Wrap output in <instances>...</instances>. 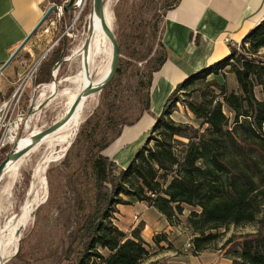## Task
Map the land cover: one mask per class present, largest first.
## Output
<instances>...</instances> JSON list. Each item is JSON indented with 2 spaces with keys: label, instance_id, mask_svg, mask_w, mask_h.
Here are the masks:
<instances>
[{
  "label": "trees",
  "instance_id": "1",
  "mask_svg": "<svg viewBox=\"0 0 264 264\" xmlns=\"http://www.w3.org/2000/svg\"><path fill=\"white\" fill-rule=\"evenodd\" d=\"M180 1L176 0L168 11ZM46 2L52 6L62 4L64 0ZM88 11L89 8H85L80 18L83 19ZM73 18L74 12L64 10L57 23L64 29ZM87 26L88 22L86 29ZM115 32L120 47H123L119 31ZM161 46L163 54L158 65L148 71L138 91L140 107L136 116H112L90 127V144L82 165L89 170L94 187L92 195L84 200L72 183V177L65 176L75 191L74 214L80 217L85 204L87 210L79 218L59 262L143 264L163 251L165 248L160 245L168 240L165 234L154 237L155 244L161 247L160 251H154L141 235L142 226L125 232L115 224L119 206L131 204L129 198H133L157 209L170 224L184 212V205L194 208L186 222L195 234V255L218 239V230L259 222L258 231L245 237L238 258L232 264H264V61L256 56L264 48V18L239 45L229 44L230 54L224 60L193 73L176 86L162 113L155 118L144 144L129 165L122 168L105 154L122 131L109 142H100L99 136L109 123L134 126L150 112L153 75L167 58L162 39ZM69 48L70 39L63 35L40 65L37 84L52 82L53 68L70 55ZM65 64L63 62L61 67ZM225 69L234 73L238 91L229 90L216 78L210 80V76L217 77ZM117 81L112 80L104 91L109 92ZM203 84L218 88L220 95L212 91L209 96L204 93L200 100L187 102L186 106L200 126L176 122L173 114L177 104L185 103L183 96ZM256 87H261L262 99L257 97ZM11 92L12 88L6 96ZM91 122L89 119L81 137ZM13 148L8 146L2 150L0 163ZM20 254L21 251L18 257ZM148 264L162 263L155 260Z\"/></svg>",
  "mask_w": 264,
  "mask_h": 264
},
{
  "label": "rangeland",
  "instance_id": "2",
  "mask_svg": "<svg viewBox=\"0 0 264 264\" xmlns=\"http://www.w3.org/2000/svg\"><path fill=\"white\" fill-rule=\"evenodd\" d=\"M92 1H86L83 10L89 8V11L83 19L80 18L81 14L78 15L80 8L74 11L71 29L65 34L70 39L69 57L77 48H82L87 32L85 26L89 21ZM175 2L176 0H106V7L113 21V29L119 31L123 40V47H120V65L114 77L118 81L109 92L103 90L93 94V96L91 95L92 97L84 101L82 124L64 152L62 145H53L49 139L44 140L18 161L17 165L21 166L14 175L10 172L4 175L0 185V235L2 233V238L4 237V240H6L8 236L7 228L11 219L13 216L16 217L21 214L30 197L29 192L36 169L48 155L60 156V159L53 162L45 172L46 189L41 191V197L45 196V198L40 204H34L32 219L21 230L17 245V249L19 248L21 254L18 257L16 249L12 256L6 257L4 264H67L59 261L76 229L79 218L84 216L87 205L83 206L80 217L74 214L75 191L65 176L72 177V183L84 200L92 195L93 182L89 170L82 165L84 154L90 144V127L99 120L112 116L127 115L131 118L136 116L140 107L138 91L141 84L145 82L148 71L158 65L163 54L161 39L164 20L170 11H168L169 7ZM46 5L47 11L51 4L47 2ZM55 17V14L50 16L9 66L8 72H11L13 68L15 71V78L12 79V82H15L19 74L23 73L29 66L35 63L41 65L48 58L51 49L57 45L60 36L71 24H66L62 29V26L57 23L48 32H45L51 26V22ZM102 52L99 56H96L95 67L107 62L106 56H104L106 49ZM229 54L230 52L215 63L224 60ZM142 56L145 59L139 60L138 58ZM256 56L264 61V48ZM80 63V58L76 57L66 61V64L60 66L57 70L55 65L52 71L53 80L50 83L37 84L35 78L28 95H34L32 103L29 105V99L25 101V106H30L28 111L30 114L28 128L25 129L22 137L35 133L37 130L45 129L64 116L69 106V93L78 86L77 83L68 78L78 74ZM215 78L220 84H226L229 90H239L234 73L227 71V69L217 77L210 76V80ZM51 83L57 85L54 92L43 89L45 85ZM11 87H13V83ZM212 91L217 96L220 95L218 88H208L206 84L198 85L185 94L183 98L186 101L177 104V109L173 114L174 120L199 127L200 122L195 119L186 104L192 99L200 100L204 97V93L209 96ZM255 92L258 98H263L261 87H256ZM226 112L229 117H232L228 111ZM89 119L92 122L86 128L85 135L81 137L80 133L84 130ZM231 122L232 120L230 124ZM124 128L121 122L109 123L107 129L100 134L99 141L109 142L114 140L120 131L123 132ZM129 199L135 200L133 198ZM192 210L194 208L184 205V212L175 219L173 224H170L173 230L170 233L162 231L163 233L159 234H165L169 238V240L163 242L166 246L164 248L166 250L172 248L177 254L167 253L164 250L160 251L161 247L156 245L153 248L154 251L159 250V253L164 256L158 261L163 260L168 264H232L238 258L245 237L257 232L260 227L259 222L256 221L254 223L232 225L228 229H220L217 231L218 239L211 243L205 251L195 255L193 253L195 234L186 222ZM8 249L13 251L14 246H9ZM103 253L108 254L106 251H103ZM152 260H156V256L143 264H147Z\"/></svg>",
  "mask_w": 264,
  "mask_h": 264
},
{
  "label": "crops",
  "instance_id": "3",
  "mask_svg": "<svg viewBox=\"0 0 264 264\" xmlns=\"http://www.w3.org/2000/svg\"><path fill=\"white\" fill-rule=\"evenodd\" d=\"M46 4V0H0V100L12 88L15 78L14 68L8 72L12 62L4 66L42 20ZM263 18L264 0H181L164 20L162 41L167 58L153 75L150 112L136 125L125 127L105 154L126 168L144 144L155 118L162 113L176 86L225 57L230 52L226 38L232 43H241ZM131 201L132 204L119 206L115 224L125 232L142 226V237L154 248V237L164 231L170 233L173 227L157 209ZM163 242L160 246L166 247ZM164 252L177 254L172 249ZM162 257L158 253L156 260ZM161 263L168 264L163 260Z\"/></svg>",
  "mask_w": 264,
  "mask_h": 264
},
{
  "label": "bare ground",
  "instance_id": "4",
  "mask_svg": "<svg viewBox=\"0 0 264 264\" xmlns=\"http://www.w3.org/2000/svg\"><path fill=\"white\" fill-rule=\"evenodd\" d=\"M106 21L113 28V21L108 11V8L106 12ZM104 49H106V54L104 56H106L107 62L106 64L102 63L103 65L101 66L97 65V67H95L94 64H95L96 56H99V54ZM76 57H79L81 61L80 70L78 74L74 75L73 77H69L68 79L69 80L71 79L74 83H77L78 86L75 90L69 93L68 109L70 108V106L72 105V103L74 102L78 94L83 90L85 86H87L89 83L93 85L102 83L106 79L109 73L110 65H111V58H112L111 43H110L109 38L106 35V32L104 31L101 25V20L99 17H94V32L92 35V40H91V45H90V50H89V55H88V62H89L88 67H87L88 71L86 70V64L84 62V53H83L82 48H77L69 58L71 60ZM54 83L45 85L43 89H46L49 92H54L57 89L56 88L57 85ZM43 96L45 95L43 94ZM92 96H89L86 99H83L80 105L78 106L76 112L69 119V121H67L56 132L48 136L45 140L49 139L53 145H62L64 147L63 148V152H64L68 148V145L71 143L74 136H76V133L78 132L82 124L83 117H84V112H83L84 101ZM32 134L30 135L28 134L27 136L22 137L17 143L18 147L22 148L26 146L30 142ZM59 159H60V156L55 157L53 154L48 155L36 169L35 174H34V181H32L33 183H32V186L29 192L30 197L27 200L26 204L24 205L21 211V214L16 217L13 216L9 225L7 224L8 225L7 239L4 240V237L2 238V233L0 235V264H3V262H5L6 257L10 255L12 256L14 252L16 251L18 241L21 236V235L17 236L16 232L18 228H24L30 223L32 219V213L34 210V204L36 205L40 204V202L45 198V196L41 197L42 189L43 190L46 189L47 181L45 180L46 179L45 172L47 171V169L50 167V165L53 162H56ZM17 164L18 162L8 165L5 174L10 172L12 175H14L19 169V166H21V165L18 166ZM12 245L14 246L13 251L9 250L10 248L8 249V247Z\"/></svg>",
  "mask_w": 264,
  "mask_h": 264
},
{
  "label": "water",
  "instance_id": "5",
  "mask_svg": "<svg viewBox=\"0 0 264 264\" xmlns=\"http://www.w3.org/2000/svg\"><path fill=\"white\" fill-rule=\"evenodd\" d=\"M74 2H75L74 0H70L68 4L64 6V10H67L69 12H74L77 9ZM57 10H58L57 5H52L51 7L48 8L42 20L39 22L36 28L28 35V37L23 41V43L17 48V50L12 54L11 58L9 59V61L6 63L4 67L8 66L11 62L14 61V59L18 56V54L25 48L26 44L33 37V35L43 26V24H45V22L50 18V16L54 14ZM106 12H107L106 0H93L92 1V8H91V12L89 15L90 17H89L88 26H87L86 37L82 44V50L84 53V62L86 64V70L88 71V68H87L88 63H89L88 55H89L92 35L94 32V17H99L101 20V25L104 31L106 32V35L109 38L110 43H111L112 58H111L110 70H109V73L106 79L102 83L97 84V85H93L89 83L78 94V96L76 97V99L74 100V102L72 103V105L66 111V113L64 114L62 118L54 122L51 126L33 133L30 142L26 146L19 148L18 145H16L13 148V150L7 155V157L0 163V185H1V181L5 175L8 165L18 162L29 151H31L33 148L41 144L48 136H50L51 134L56 132L58 129H60L74 115V113L76 112L78 106L80 105L83 99H86L87 97L95 93L103 91L107 87V85L114 79L115 75L118 72L119 65H120L121 48H120V43L118 41L115 30L106 21ZM80 14L81 12H79L78 15ZM68 60H70L69 56L63 59L62 61H60L56 65L55 69L57 70L63 62H66ZM21 230L22 228H18L16 232L17 236L21 235ZM18 249L16 251V255L19 252ZM4 263L5 262H3V264Z\"/></svg>",
  "mask_w": 264,
  "mask_h": 264
},
{
  "label": "built area",
  "instance_id": "6",
  "mask_svg": "<svg viewBox=\"0 0 264 264\" xmlns=\"http://www.w3.org/2000/svg\"><path fill=\"white\" fill-rule=\"evenodd\" d=\"M70 0H64L62 4L57 5L58 10L54 13L55 19L51 22L45 32H48L51 27L57 24V20L63 15L64 6ZM79 12H82L87 0H74ZM72 23L67 27L66 31L60 36L67 34L71 29ZM60 39V38H59ZM58 39V40H59ZM226 42L231 45H239V43H232L230 38H226ZM39 63H35L19 74V77L13 82L12 92L0 100V154L2 150L8 146H15L23 136L29 122V105H31L33 96L29 95V90L32 89L33 83L38 73ZM24 66V65H23ZM38 87H40L38 85ZM29 97V98H28ZM29 99V105L25 106V101Z\"/></svg>",
  "mask_w": 264,
  "mask_h": 264
}]
</instances>
